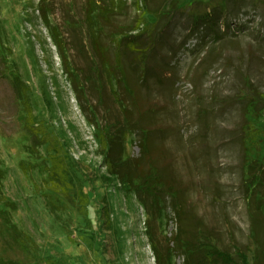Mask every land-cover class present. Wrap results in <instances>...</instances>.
I'll return each instance as SVG.
<instances>
[{"label":"rangeland","instance_id":"374dc122","mask_svg":"<svg viewBox=\"0 0 264 264\" xmlns=\"http://www.w3.org/2000/svg\"><path fill=\"white\" fill-rule=\"evenodd\" d=\"M235 1L239 20L213 36L190 22L227 0H0V264H156L154 249L190 264L201 228L234 260L248 245L252 264L241 165L246 145L264 154V103L258 125L244 118L264 97V1ZM96 38L147 53L143 70L125 61L135 90L95 76ZM86 73L96 83L83 97L71 78ZM89 119L118 132L129 161L158 168V207L108 174Z\"/></svg>","mask_w":264,"mask_h":264},{"label":"trees","instance_id":"16d2710c","mask_svg":"<svg viewBox=\"0 0 264 264\" xmlns=\"http://www.w3.org/2000/svg\"><path fill=\"white\" fill-rule=\"evenodd\" d=\"M238 1V0H237ZM245 2L252 0H244ZM264 1V0H263ZM235 0H227L226 8L224 10L218 9L214 15H205L201 18L199 15L195 21L190 22L192 27L197 31H201L205 33L207 31V35L213 31L211 34L213 36H220L222 34H217L216 31H220L221 25L222 29H230V25L237 22L239 20L238 14L242 8H245L247 5L241 4L237 5ZM145 13H154V10L148 9ZM235 15V17H233ZM98 16V15H97ZM232 17L228 21V17ZM102 20V19H101ZM260 24V23H259ZM240 27L245 24L242 22H238ZM98 25V29H99ZM140 25L137 22V25H132L128 28L127 32L138 34V30ZM264 30V25L261 27ZM124 31H118L112 33V40H115L117 37H122ZM130 35L129 42L131 43V47L136 44V39L139 38V35ZM199 34V33H198ZM123 42H113L114 44H121ZM96 52L93 53V58L90 62L91 64L95 63L97 68L93 69L95 72V76H101L102 79L106 78L108 80V84L111 87L117 88L125 87L126 91H133L135 88L130 83L127 71L125 70L124 65L126 64V60L128 59L129 54H131V60L134 62L140 63L141 70L146 68V61L148 59L147 53H126V57H122L125 53H108V49H106L102 44L99 38L95 40ZM131 49V48H130ZM132 51H134L132 47ZM135 52V51H134ZM94 60V61H92ZM122 65V68H121ZM137 68V66H135ZM66 72H69L67 68H64ZM76 71V70H75ZM93 74H85L80 77L79 74L73 76L72 83L77 82L76 89L81 91L83 97L87 95L86 93V85L91 83H96L93 79ZM71 77V75H70ZM99 80V79H98ZM99 87H101V82H98ZM256 99L250 102V106L247 109V112L244 115L246 125L249 127L251 124L258 125L260 123V117L256 113V110L252 109L253 106L257 108L259 103H264V97L260 93H255ZM84 101V100H83ZM85 110L90 104V102H86ZM87 118H90L89 115ZM90 120V119H89ZM128 123L126 125L121 126L123 131L126 128V131L129 133L130 130H134L135 124H131L127 119ZM37 127L38 123L34 122ZM91 126L96 128L95 134L99 138L100 146L102 148V156L104 158V164L106 166L108 174L117 178L119 183L134 186L138 194H142L145 197V202L149 203L152 208H156L159 205V190H161L160 185L158 184V168H151L152 171L143 170L142 163L137 161H129L125 155V145L124 140L119 137L117 131H112L110 128V133L107 129H99V125L93 120L89 121ZM124 134V132H123ZM34 138L37 140L40 138L39 133H35ZM242 156V165L241 170L243 171V187L244 192L246 194V207L248 211L249 218V238L254 242V251H253V261L252 264H264V154L262 153L261 146L259 144H251L246 145L244 147ZM155 166V165H154ZM157 169V170H155ZM4 171L0 169V177H2V173ZM184 222V226L186 227V221L182 219ZM183 227H180V229ZM207 230L201 228L198 230V233H195L196 236L200 238V242L202 245L199 248H196L193 245L192 251H188V256L186 257V261L190 260V264H196L199 259L200 264H251L245 255V253L249 250L248 245L244 244V249H239L235 251L236 260L233 257H230L227 253V249L222 246V248L211 247V234L208 235L205 233ZM205 242L210 243V247L204 246ZM234 251V249H233ZM232 251V252H233ZM156 264H165L164 260H162L159 253L154 249ZM199 253L200 256L196 257V254ZM238 259V260H237ZM189 264V263H188Z\"/></svg>","mask_w":264,"mask_h":264}]
</instances>
